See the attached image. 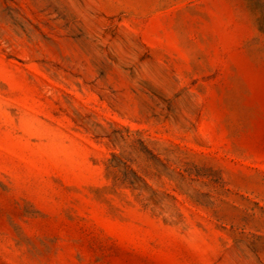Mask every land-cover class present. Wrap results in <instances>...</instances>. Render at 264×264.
<instances>
[{
  "label": "rangeland",
  "instance_id": "374dc122",
  "mask_svg": "<svg viewBox=\"0 0 264 264\" xmlns=\"http://www.w3.org/2000/svg\"><path fill=\"white\" fill-rule=\"evenodd\" d=\"M0 264H264V0H0Z\"/></svg>",
  "mask_w": 264,
  "mask_h": 264
}]
</instances>
